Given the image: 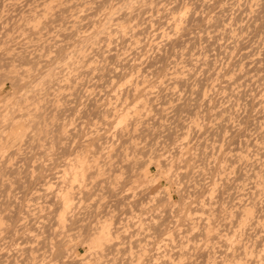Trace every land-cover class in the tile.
I'll list each match as a JSON object with an SVG mask.
<instances>
[{
  "label": "rangeland",
  "instance_id": "obj_1",
  "mask_svg": "<svg viewBox=\"0 0 264 264\" xmlns=\"http://www.w3.org/2000/svg\"><path fill=\"white\" fill-rule=\"evenodd\" d=\"M0 264H264V0H0Z\"/></svg>",
  "mask_w": 264,
  "mask_h": 264
},
{
  "label": "bare ground",
  "instance_id": "obj_2",
  "mask_svg": "<svg viewBox=\"0 0 264 264\" xmlns=\"http://www.w3.org/2000/svg\"><path fill=\"white\" fill-rule=\"evenodd\" d=\"M79 167V166H78Z\"/></svg>",
  "mask_w": 264,
  "mask_h": 264
}]
</instances>
